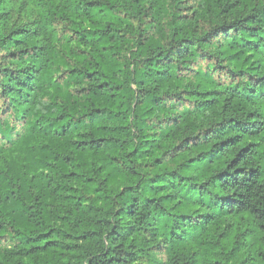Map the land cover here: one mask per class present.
I'll return each mask as SVG.
<instances>
[{
	"label": "trees",
	"instance_id": "trees-1",
	"mask_svg": "<svg viewBox=\"0 0 264 264\" xmlns=\"http://www.w3.org/2000/svg\"><path fill=\"white\" fill-rule=\"evenodd\" d=\"M0 264H264V0H0Z\"/></svg>",
	"mask_w": 264,
	"mask_h": 264
}]
</instances>
